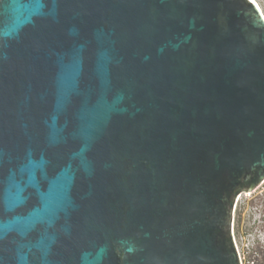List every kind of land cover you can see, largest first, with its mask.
<instances>
[{"label": "water", "instance_id": "water-1", "mask_svg": "<svg viewBox=\"0 0 264 264\" xmlns=\"http://www.w3.org/2000/svg\"><path fill=\"white\" fill-rule=\"evenodd\" d=\"M263 182L253 0H0V264H243Z\"/></svg>", "mask_w": 264, "mask_h": 264}, {"label": "rangeland", "instance_id": "rangeland-1", "mask_svg": "<svg viewBox=\"0 0 264 264\" xmlns=\"http://www.w3.org/2000/svg\"><path fill=\"white\" fill-rule=\"evenodd\" d=\"M264 12V0H257ZM234 232L243 260L251 264L254 248L264 252V182L253 192L239 198L234 213Z\"/></svg>", "mask_w": 264, "mask_h": 264}, {"label": "trees", "instance_id": "trees-1", "mask_svg": "<svg viewBox=\"0 0 264 264\" xmlns=\"http://www.w3.org/2000/svg\"><path fill=\"white\" fill-rule=\"evenodd\" d=\"M261 248H259L258 246L257 248H254L252 250V254H251L252 263L251 264H264V252L261 250Z\"/></svg>", "mask_w": 264, "mask_h": 264}, {"label": "bare ground", "instance_id": "bare-ground-1", "mask_svg": "<svg viewBox=\"0 0 264 264\" xmlns=\"http://www.w3.org/2000/svg\"><path fill=\"white\" fill-rule=\"evenodd\" d=\"M253 1L257 4V6L259 7V9L261 10V12H262V14H263V16H264V12H263L261 6L259 5V3L257 2V0H253ZM245 194H249V193H245ZM234 234H235V232H234ZM235 239H236V237H235ZM236 241H237V240H236Z\"/></svg>", "mask_w": 264, "mask_h": 264}, {"label": "flooded vegetation", "instance_id": "flooded-vegetation-1", "mask_svg": "<svg viewBox=\"0 0 264 264\" xmlns=\"http://www.w3.org/2000/svg\"><path fill=\"white\" fill-rule=\"evenodd\" d=\"M253 193V192H252ZM251 194V193H250ZM243 195V194H242ZM241 197V196H240ZM239 197V198H240ZM239 198H238V200H237V202L239 201ZM237 202H236V205H237ZM236 205H235V207H236ZM235 213V212H234ZM233 230H234V218H233Z\"/></svg>", "mask_w": 264, "mask_h": 264}]
</instances>
